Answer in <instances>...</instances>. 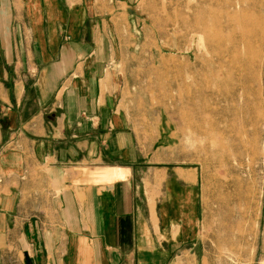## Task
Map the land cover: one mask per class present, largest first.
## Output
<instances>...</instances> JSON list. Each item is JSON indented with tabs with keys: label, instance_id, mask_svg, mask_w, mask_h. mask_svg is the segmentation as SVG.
<instances>
[{
	"label": "crops",
	"instance_id": "0c3cea01",
	"mask_svg": "<svg viewBox=\"0 0 264 264\" xmlns=\"http://www.w3.org/2000/svg\"><path fill=\"white\" fill-rule=\"evenodd\" d=\"M95 6L0 0V264H210L198 174L151 166Z\"/></svg>",
	"mask_w": 264,
	"mask_h": 264
},
{
	"label": "rangeland",
	"instance_id": "374dc122",
	"mask_svg": "<svg viewBox=\"0 0 264 264\" xmlns=\"http://www.w3.org/2000/svg\"><path fill=\"white\" fill-rule=\"evenodd\" d=\"M95 5L120 13V109L151 166L198 174L209 263L264 264V0Z\"/></svg>",
	"mask_w": 264,
	"mask_h": 264
}]
</instances>
